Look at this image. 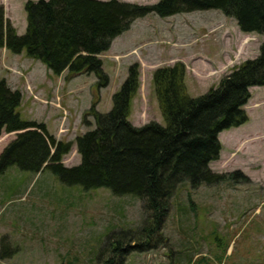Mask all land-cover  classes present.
I'll return each mask as SVG.
<instances>
[{
	"label": "rangeland",
	"instance_id": "1",
	"mask_svg": "<svg viewBox=\"0 0 264 264\" xmlns=\"http://www.w3.org/2000/svg\"><path fill=\"white\" fill-rule=\"evenodd\" d=\"M28 1L0 0L18 36L26 33ZM118 1L149 6L161 0ZM263 41L242 34L236 20L220 10L167 18L151 14L100 56L109 77L105 88L94 74L59 77L26 52L16 55L1 48L0 80L21 93L24 121L44 124L57 141L72 144L63 164L75 168L81 164L77 139L95 130L96 113L111 112L131 66H140L141 87L129 122L164 125L155 71L184 63L188 95L196 98L235 66L257 58ZM251 93L250 121L221 133L222 155L210 165L227 180L198 189L180 185L163 231L166 245L132 252L126 264H264V88ZM16 138L14 133L0 136V155ZM145 218L143 201L136 197L67 185L50 170L32 174L12 167L0 176V264H104L108 257L102 253L111 238L139 230Z\"/></svg>",
	"mask_w": 264,
	"mask_h": 264
},
{
	"label": "trees",
	"instance_id": "2",
	"mask_svg": "<svg viewBox=\"0 0 264 264\" xmlns=\"http://www.w3.org/2000/svg\"><path fill=\"white\" fill-rule=\"evenodd\" d=\"M209 10L236 19L243 33L264 37V0H161L151 6L118 0H40L25 5L24 36H18L0 7V48L16 55L26 52L56 76L94 74L98 86L105 88L109 77L100 55L135 21L151 14L167 18ZM140 77V66L134 64L113 97L111 112L94 115L95 130L77 139L81 164L75 168L63 165L72 144L57 141L44 124L24 121L21 93L0 80V136L20 132L0 155V176L12 167L32 174L50 170L64 184L143 201V226L115 234L102 253L108 257L104 264H126L132 252L166 245L163 230L180 185L198 189L227 180L210 164L220 159L219 135L249 122L244 107L252 97L250 89L264 87V42L255 60L236 66L218 87L197 98L188 95L183 63L155 71L153 86L164 125L152 122L137 128L129 122Z\"/></svg>",
	"mask_w": 264,
	"mask_h": 264
},
{
	"label": "crops",
	"instance_id": "3",
	"mask_svg": "<svg viewBox=\"0 0 264 264\" xmlns=\"http://www.w3.org/2000/svg\"><path fill=\"white\" fill-rule=\"evenodd\" d=\"M4 51H5V49H4Z\"/></svg>",
	"mask_w": 264,
	"mask_h": 264
},
{
	"label": "water",
	"instance_id": "4",
	"mask_svg": "<svg viewBox=\"0 0 264 264\" xmlns=\"http://www.w3.org/2000/svg\"><path fill=\"white\" fill-rule=\"evenodd\" d=\"M19 134V133H18Z\"/></svg>",
	"mask_w": 264,
	"mask_h": 264
}]
</instances>
